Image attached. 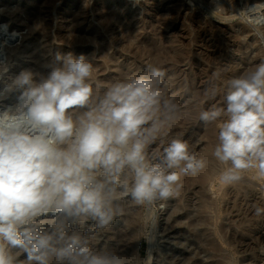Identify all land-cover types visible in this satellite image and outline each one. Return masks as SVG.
Returning a JSON list of instances; mask_svg holds the SVG:
<instances>
[{"label":"clouds","instance_id":"1","mask_svg":"<svg viewBox=\"0 0 264 264\" xmlns=\"http://www.w3.org/2000/svg\"><path fill=\"white\" fill-rule=\"evenodd\" d=\"M247 15L264 43V12L253 4ZM44 67L47 75L13 76L0 58V101L18 93L0 107V264H151L150 246L143 257L97 248L93 230L80 225L106 230L128 205L176 198L182 178L208 166L187 140L169 139L180 109L165 93L167 71L148 65L101 94L82 55L57 53ZM213 77L222 83L204 94L219 102L199 120L218 126L220 182L237 185L247 172L264 178V61L231 79Z\"/></svg>","mask_w":264,"mask_h":264},{"label":"bare ground","instance_id":"2","mask_svg":"<svg viewBox=\"0 0 264 264\" xmlns=\"http://www.w3.org/2000/svg\"><path fill=\"white\" fill-rule=\"evenodd\" d=\"M8 1L9 0H4V3L6 4L8 3ZM57 1L59 2L61 0H47L44 8L45 13L48 11H53L56 7L55 4ZM170 1L171 2L167 3L166 5L165 3H163V1H159V0H143L142 2L143 5L155 4L154 5L155 8L153 7L152 9H146L145 11H143V13H139V14H136L135 12L124 14L116 11L102 14L103 12H101V15H98L99 16L98 19L100 20V22L98 23L99 27H97L93 25L92 23L93 21H89L95 17L96 13L94 12V6L97 5L96 2L92 0H80L75 4L76 13L72 15H67L66 14L67 10L61 11V16L66 18L69 17L70 19L66 27L68 30L66 34L61 33L60 31H58V29L52 34L51 33L52 30L55 28L54 24L52 22L41 21L40 17H35L34 18L35 28L33 26L34 31L31 29V32L34 33L33 35L30 36V41L35 42L36 38L42 37L43 42L36 43V45H34V47L31 49V53L29 52L30 57H36V58L44 57L42 59L43 62H40V64L44 66L47 63H49L57 53L61 55L72 53L77 58L80 57L81 55L84 56L85 54H90L89 61L92 62L94 66V70L100 69L98 73L103 74V76H101L99 80H97L98 75L96 71H95L96 74L93 73L94 83L97 80V83L104 85L103 89L100 87L96 88L98 92H100L101 94L115 81L127 79L130 76L141 74L142 72L145 71L148 65L159 66L167 71L168 77H170L171 79L176 78V83L174 81L175 84L171 81V79L169 80V88L165 89V93H168L169 89H171L170 91L171 93L173 92L176 93V98H174L176 100H180L179 98L182 96V94L183 96L185 95V97L181 101L175 102L177 103L178 107L180 106L186 108L188 110L187 113L190 112L189 111L190 109L192 108L196 109L197 107L198 108L197 110L200 113L202 110H206L207 108H209L213 103L219 102V98L213 100L204 94V89L209 87L211 83L214 82L222 83V80H217V81L214 80L213 73L215 72L220 73L223 80L231 79L235 76H238L237 74H233L232 72L234 69L233 65L237 61V59L232 56L233 54L239 52L238 45L241 44L239 30L235 29L234 26L229 28H224L222 26L223 24L221 26L216 25V23H213L210 19L209 20L205 19L203 12L205 10L206 14L209 15L210 18L212 17L222 23L229 21L231 22V20H233V18L236 15H234V11L230 7L231 0H223L225 3L222 6L221 12H218L217 10L214 9L212 5L216 3L212 2L210 3L211 6L209 5L204 6L203 9L199 7V10L197 9L198 13L193 12V10H195L193 8L197 6L196 4L197 0H188V1L170 0ZM185 1H187L189 4L185 5L186 4L184 3ZM200 1L201 3H204L202 2L204 0H200ZM253 4H255L256 7H259L260 5L264 4V0H243L241 7H243V9L247 11V7ZM201 6H203V4ZM236 6L237 5H235V7ZM143 7L145 8L146 6ZM176 7H180L181 9L183 8V11L181 12L180 10H177ZM147 19L150 22L149 23L150 31L148 34V38H146V36L141 37V34L137 33L133 29V27L128 24L131 20H136L137 23H141L142 21ZM94 20L96 21V19ZM118 20H120L121 22L125 21L127 24L124 26L120 25L118 24L120 23V21ZM59 28H63V26L60 25ZM118 30L120 31L118 32ZM11 31L15 32L17 30L13 28ZM0 32H3V30H0ZM14 32L13 33L10 32V33L13 34L14 36L15 35ZM4 34H8V33H4ZM11 34L9 35L12 36ZM246 40H244V42ZM248 42L251 44L252 41L248 40ZM174 44H178L179 48L181 46L183 50L179 48H174V46L176 47V45ZM167 45L169 46V48ZM28 47L29 44L26 46L24 45L20 49L18 48L19 50L16 52L17 55L25 54ZM252 52L255 54L254 51ZM117 54L120 55L121 57H124L125 60L128 61V63L126 61L125 63L129 64V61H131L129 64L130 66H128V68L132 69L130 73L127 72L125 70V67L122 65L124 61L122 62V64H118L117 62V64H115L114 66L111 65L113 64V62H115L114 56ZM97 57H100L103 60V62H101L102 64L96 63L97 60L95 61V59H97ZM257 57H258L257 55L252 57L253 58L252 61H255L252 65L257 64L256 61L259 60ZM14 62H17V60L14 59ZM111 68H114L116 71L111 76L105 77L104 73L109 71ZM227 71H231V73H228ZM47 72L48 69L45 68L40 73L47 75ZM97 83L95 84L96 85L95 87H97L98 85ZM192 85L195 86L194 91H192L191 88ZM14 95L16 96L18 95V93ZM205 99L207 100V102L203 104L202 101ZM5 104L6 103L2 104V106ZM183 116L186 115L184 114ZM189 117L191 116L189 115ZM187 119L189 118L188 117L185 118V120ZM180 120L181 119L179 118L178 115V119L169 128L168 130L169 139L182 138L184 140H187L191 145L192 150L197 152L201 157H203L208 162V166L202 173H200L196 177L188 176L182 178L183 187L181 189L180 195L176 198L181 202L183 208H189L191 206H195L197 207V211L200 214L203 210L208 209L210 205H213L214 201H212L209 196V192H210L209 188H211L213 184L216 183L217 181L220 182L218 172H216L217 171L216 169H215L216 171L214 170L215 166L213 161L214 159L212 156L214 150V144H213V140H211L210 138L211 136L208 137V134L207 136L205 134L204 131L205 125L204 127L201 126L202 127L201 128L200 125L202 123L197 127L192 124L189 125L188 123H186L188 124V126L182 124L183 126L180 127L181 126L180 125L181 122H179ZM196 121L198 122V120ZM194 123L196 122H193V124ZM193 135L196 136V141H193L191 139ZM199 139L204 140V142L201 141L203 142L202 145L203 147L201 149L199 147H196V144L199 142ZM135 211L138 210H136L135 208ZM126 213H128V210H126ZM130 217L132 219L134 217L132 215V212ZM130 217L129 219H131ZM135 217L134 218L136 220L129 221L130 224L131 222L132 224L133 222H137L138 216ZM187 217L188 215H183V217L181 216V219L182 218L187 219ZM196 221H203V218L189 221L185 225L184 229L181 231H177L176 234L185 231L184 235H188V237L193 238V241L188 242L189 247L190 246L191 248L194 247V249H192L194 250V252L191 255L193 254L195 255L196 251L197 253L207 254L211 252L210 249H208L209 248L208 246L211 245L208 244L205 246L201 245L200 248L199 246V244L201 243L200 239L201 236L204 235V232L201 233L198 232L196 227L197 225ZM238 223L239 221H235L232 228H230V230L228 229L221 230L222 238L225 240L227 244L235 243L237 241V236L240 233L237 226ZM228 231H229V238L227 240L225 239V237ZM133 232H136V230L135 231L133 230ZM129 235L130 234H127V236ZM142 235L137 233V235H130L131 236L129 237L130 239L126 237L128 238V243L131 241V246L128 247L130 248L127 252L128 254H130L135 249H139L140 251V245L142 243V238H143V237L141 238ZM118 240L120 243L121 242L120 240L122 239H120L119 237ZM153 248L154 247H152L151 249ZM119 249L120 250L117 252H124L122 248ZM215 249L216 248L212 247L213 252L217 250ZM170 253L172 257L171 259L173 260L175 253H173V251L171 250ZM197 253L196 255L198 256ZM154 261L155 260H152L151 264H154Z\"/></svg>","mask_w":264,"mask_h":264},{"label":"rangeland","instance_id":"3","mask_svg":"<svg viewBox=\"0 0 264 264\" xmlns=\"http://www.w3.org/2000/svg\"><path fill=\"white\" fill-rule=\"evenodd\" d=\"M46 1L47 0H9L8 3L5 4L4 0H0V21H3L0 22V30H3L4 33H8V34H4L3 32H0V58H7V60L9 61L10 63L9 75L14 76L18 74L21 70L27 68L33 70L34 72H39V73L45 69V67L40 64V62H43L42 59L44 57H40V58L30 57L31 49L34 47V45H36V43L43 42L42 37L36 38L35 42L30 41V36L33 35L34 33L31 32V29L34 31L35 28L34 18L40 17L41 21L52 22L55 26V28L51 32L52 34L57 29L61 33L66 34L68 32L66 27L70 19L69 17L66 18L61 16V11L67 10L66 11L67 15H72L76 13L75 4L80 0H61L59 2L57 1L55 4L56 6L55 9L53 11H48L45 13L44 8ZM92 1H95L97 4L96 6H94V12L96 14L94 13L95 17L89 21H93L92 22L93 25L97 27H99L98 23L100 22V20L98 19L99 18L98 15H101V12H103L102 14H105L107 12H114V11L124 14H128L130 12H135L136 14H139V13H143V11H145L146 9H152L153 7L155 8L154 6L155 4L143 5L142 4L143 0H139V3H137L136 0H92ZM159 1H163V3H165L166 5L167 3L171 2L170 0H159ZM187 1L184 2L186 3L185 5L189 4ZM202 2L204 3H201L200 0L196 1L197 6L193 8L195 9L193 10V12L198 13L199 7L203 9L204 6H208V5L211 6L210 3L212 2L216 3L212 5L215 10H217L218 6L221 7L220 9L217 10L218 12H221L222 6L225 3L223 0H207V1L204 0ZM242 3L243 0H231L230 7L234 11V15H236L233 18V20H231V22L229 21L222 23L212 17L210 18V16L206 14L205 10L203 12L204 18L207 20L210 19L213 23H216V25L221 26L223 24L222 26L224 28H229L234 26L235 29L239 30V35L241 38V44L238 45L239 52L233 54L232 56L237 59L236 63L233 65L234 69L232 71L233 74H237V75H240L243 71L250 69L254 66L252 64L255 61H252L253 59L252 57H254L255 55H257L258 56L257 58L259 59L256 61L257 63L264 61V43L261 42V39L258 35L259 30H254L253 27L249 24L247 11H245L243 7H241ZM202 4L203 6H201ZM235 5L237 6L235 7ZM143 6L146 7L144 8ZM176 9L180 10L181 12L183 11V8L181 9L180 7H176ZM256 10L258 12H264V4L260 5L259 7H256ZM94 19H96V21ZM147 20H144L141 23H137L136 20H131L128 24L132 26L137 33L141 34V37L146 36V38H148V34L150 31L149 29L150 22L149 20L148 21ZM118 24L124 26L127 23L125 21L124 22L120 21V23ZM60 25H62L63 28H59ZM13 28L17 30L15 31L16 33L14 31H11ZM119 31L120 30H118V32ZM10 32L11 33L14 32L15 35L13 36V34H11ZM9 34H11L13 37H15L16 34L17 36L13 38ZM244 40H246L245 42L248 45L244 42ZM248 40L252 41L251 44L248 42ZM28 44L29 47L26 53L22 55H17L16 52L24 45L26 46ZM174 45H176V47ZM174 45H173L174 48H179L178 44H174ZM179 49L183 50L181 46ZM252 51H254L255 54ZM89 55L90 54H85L84 57L87 60H90ZM98 58L101 59L100 57H97V59H95V61L97 60L96 63L102 64L101 62H103V60L102 59L99 60ZM14 59H16L17 62H14ZM114 61L115 62L111 64L112 66L117 64V62L118 64H122V62L124 61L122 65L125 67V70L129 73L130 71H132L131 68H128V66H130L129 64L131 61H129V64H127L128 61L125 60L124 57H121L120 55L117 54L114 56ZM125 61L127 63H125ZM95 71L98 75L97 80H99V78L103 76V74L101 73L102 74L101 75L100 73H98L100 69L97 70L95 69L94 73ZM115 71L116 70L114 68H111L109 71L104 73V76L109 77ZM227 72L231 73V71H227ZM97 80L95 81L94 86H96L95 84L97 83ZM171 81L173 83L175 81L176 83V78L175 79L172 78ZM97 84L98 85L96 88L99 87L102 89L104 88L103 84L100 83ZM2 86L3 85H0V87ZM167 88H169V85ZM191 88L192 91H194L195 86L192 85ZM170 91L171 89H169V92L166 93V95L167 97L169 96L168 97L169 99L173 96L171 99L174 100V102L176 101L179 102L185 97V95L183 96L182 94V96L179 98L180 100H176L174 99L176 98V93L173 92L174 93L173 94ZM15 98L16 96L13 94L7 100L0 101V106H2V104L4 103L6 104L14 103ZM206 102H207L206 99L202 101L203 104H205ZM179 109H180L179 118L181 119L179 121L181 122L180 127H182L183 125L188 126V124L189 125L192 124L197 127L201 123L202 124L200 125V127L201 126L204 127L205 124L198 119L199 111L197 110L198 109L197 107L196 109L192 108L193 110L192 109L189 110L191 113L193 112L194 114L193 113L191 114L190 112L187 113L188 110L184 107L179 106ZM195 111L198 112L196 113ZM184 114L186 116H183ZM189 115L191 117H189ZM187 117L189 119L185 120V118ZM195 118L196 120H198L199 124L195 120ZM193 122L196 123L193 124ZM204 129L206 136L207 134L208 137L211 136L210 138L211 140H213V144L215 146L217 142L218 126L216 124H209L205 126ZM191 139L193 141H196V136L193 135ZM201 141L204 142V140L199 139L198 142L199 144L198 143H197L198 145L196 144V147H199L200 149L203 147L202 146L203 142ZM151 147L155 148L156 146L153 145ZM213 161L215 166L214 170L215 169L217 170L215 171L218 172V176H219L224 166L220 165L215 160ZM209 189H210L209 196L211 200L214 202L213 205H210L208 207V209L203 210L204 212L202 211L203 212V213L201 212L202 214L201 213L199 214V212L197 211V207L191 206L189 208H183L181 202L177 198H172L167 201H160L151 207H148L146 205L145 206L132 205L133 206L132 207L131 205L130 206L128 205L129 207L126 206V210H128L129 214L125 213V216L117 218L113 222L111 227L106 230H101L97 232L94 228H92L91 221L81 224L80 230L85 233L88 232L89 229L93 230V232L95 233L93 238V243L95 247L111 249L115 251H119L120 250L119 248H122L124 250V253H127L128 250L130 249L128 248L131 246L130 240H129L130 244L128 243V238L131 237L130 235H137V233L140 235L143 234L141 236V238L142 237L143 238H142V243L140 245V251H139L140 256L143 257L145 248L152 245L151 248L154 247L152 249L153 252L152 256L154 258L152 260H155L154 264H176V261L177 264H201V263L202 264H264V215L257 216L254 214L255 207L264 208V178L257 177L254 174V172H247L244 174V180L237 185L227 186L217 181ZM135 208L138 211H135ZM131 212L134 217L138 216L137 222H133V224L132 222L130 224L129 221H133V220L135 221L136 217L135 218L133 217L132 219L130 217ZM183 215H188L187 219L185 218L181 219V216L183 217ZM129 217L132 220L129 219ZM200 218H203V221H196L197 224L196 227L198 232L200 233L204 232V235L201 236L200 239L201 243L199 244V246L201 248V245L204 246L207 244L211 245L208 246L209 247L208 249H210L211 252L207 254L206 253L203 254V253H197L196 251V253L198 254L197 256L196 253L195 255L194 254L191 255L194 252V250H192L194 249V247L192 248L191 246L189 247V243H188L190 241H193V238L188 237V235H184L185 231L180 232L178 234L176 233L177 231L183 230L185 225L189 221ZM235 221H239L237 226L240 233L238 234L237 241L235 243L227 244L225 240L222 238L221 230L222 229L230 230V228H232ZM132 229L134 231L136 230V232H133ZM131 232H133L134 234ZM127 234L130 235L127 236ZM115 235L116 236L120 235V236L116 237ZM119 237L120 239H122L120 240L121 241L120 243L118 240ZM228 238H229V231L225 239L228 240ZM212 247L216 248L217 250L215 249L216 251L213 252ZM170 250L173 251V253H175L173 260L171 259L172 257ZM21 259H23V257H21Z\"/></svg>","mask_w":264,"mask_h":264}]
</instances>
